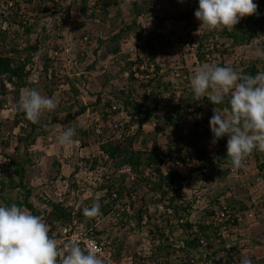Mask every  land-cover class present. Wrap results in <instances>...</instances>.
Segmentation results:
<instances>
[{"label":"clouds","instance_id":"1","mask_svg":"<svg viewBox=\"0 0 264 264\" xmlns=\"http://www.w3.org/2000/svg\"><path fill=\"white\" fill-rule=\"evenodd\" d=\"M40 2L47 3L48 0H39ZM53 1V0H51ZM50 1V3H51ZM104 1V0H103ZM182 2L184 0H175ZM115 2V0H113ZM133 0H126V3L131 4ZM168 3V0H160V3L156 5V7L153 8L152 13L149 12V21L144 24V13H138V19H137V27L136 31L138 34L130 33L128 36H124L120 41V54L126 53L128 56H130V60L128 63L131 64L132 68L135 70V68L139 65L142 58L140 57L141 50L144 48H148L150 50L151 57L153 59L158 58L154 51L157 53H162L165 48L168 50L170 48H174L172 44H170V40L166 41L167 36H173L176 38V40L180 41H189L197 40L200 45L198 51L195 53V56L199 54L200 51H202L203 43L205 41H202L201 38H204V34L199 35L200 31L203 29L208 32L213 31H224L227 29L228 31H232L235 29V26L240 22V20L246 16L251 15H258L257 9L258 4L254 3L253 0H198V8L194 12L195 18L200 21L199 28L196 30V34L191 36L190 39H187L188 36H179L180 38H177L174 36L170 30L169 34H165L166 30L165 28L161 27L162 19L163 17L159 18V15H166L164 12L163 4ZM2 3V1H1ZM53 3V2H52ZM51 3V4H52ZM106 4V2H104ZM14 4V0H7V6H12ZM50 4V5H51ZM102 4L101 0H89L88 5L92 6L93 8H98ZM53 5V4H52ZM4 12L3 17H7L8 13L5 12V9L2 10V13ZM153 13L155 15H153ZM33 16V15H32ZM35 17V16H33ZM157 17L159 18L158 21L159 24H154L153 19ZM31 23L34 21L33 18L28 19ZM150 25V26H148ZM60 26V25H59ZM153 27V30H156L154 33L157 35L154 39V43L156 45V49H153L149 43L151 33H149L147 36H145L148 31H150ZM61 28V26H60ZM5 33L10 32V27L8 25V20H4V23L1 24V28ZM188 32V31H186ZM185 32V33H186ZM194 32V31H193ZM190 35V34H189ZM206 37V32H205ZM202 38V39H203ZM264 36L258 37L255 39H252L251 44L256 43L259 40H263ZM201 40V41H200ZM231 40V39H230ZM230 40L220 37L217 35V38L211 40L209 42L208 46L206 47L205 52V60L207 59V56L212 57V61L214 60L215 53L217 49H213V44H218V41L221 44H224V49H226V44L230 43ZM124 42H129L128 47L126 48L124 46ZM123 43V46H122ZM134 45L137 46V49L135 52L131 53L130 48L134 47ZM241 47L237 46L235 48ZM176 48V47H175ZM235 48L233 53H235ZM182 51L183 48H178ZM170 51V50H169ZM169 51L167 53H169ZM135 53V54H134ZM165 53V52H164ZM166 53V54H167ZM36 54V53H35ZM35 54H33L32 59L29 63H27V70L30 71V74L24 83H19L17 78H13V80H4V88H2L3 92H1L0 89V97H3L4 91L8 90L12 93L11 96L14 95V92H18L19 99L17 101V111H19V120H18V127L20 129L28 128L29 122L35 124L39 123L41 115L44 112H51L54 111L57 107V103L54 98L48 97L45 95H42L40 91H38L35 87L29 88V79L32 80H38L42 79L41 75L44 73L42 67V71L38 75L37 79H33L32 76L36 77V63L38 60L35 59ZM186 52L184 51V55ZM189 55H192L194 53H191L188 51ZM184 55L180 57L179 59L182 60V63L186 65L185 57ZM188 55V56H189ZM254 55L257 59L264 60V48L257 47L255 49ZM187 56V58H188ZM110 57H116L118 59L119 56H115V54H110ZM171 57V56H169ZM168 57V58H169ZM16 62H18L20 59L24 60L26 57H18L16 59V56H14ZM167 58V59H168ZM41 60V57H39ZM176 60H179L175 58ZM198 60V58H197ZM200 64V60H198ZM197 62V65H199ZM228 64V63H227ZM225 63L224 66H220L215 63H209L205 62L201 64L192 74L190 72V88L193 93V98L195 100H199L202 97H207L208 101L211 102L214 106L215 105H222L224 104L225 100H227L228 107L223 109V111H218L216 107L213 108V115L209 120V125L206 127H209L212 133V140L211 143L215 145L221 138L227 137V143H226V159L229 161L228 166H226L227 175L235 176L236 178H239V180L242 181V184L244 186H247L249 188L250 199L246 200L247 203L250 204V201L254 194H259L261 189H264V172H259L256 174L249 173L248 170L253 168L252 160L257 153L258 155L260 153H264V71H259L255 75L251 74H245L242 72L236 71L231 65H227ZM52 63L50 64L48 70L49 75L52 76V72L50 71L52 68ZM159 67V66H158ZM160 68V67H159ZM190 69V62L188 59L187 67L185 66L182 71L187 74L188 70ZM56 70V69H55ZM58 71V70H56ZM71 74H68L70 77H73L77 75L80 77L83 71L73 72V69L70 70ZM125 76L129 77V70L128 75L125 73ZM158 76H160L158 74ZM156 76V77H158ZM140 78L138 77V80ZM31 80V81H32ZM80 80V79H79ZM172 84H175V80L169 79ZM178 80V79H177ZM37 82V81H36ZM135 82L139 83L140 89L143 90L142 93H147L149 95L152 94V87L144 88L141 86V82H146L142 79L139 81H130V83L135 84ZM168 82V83H171ZM18 84V85H17ZM1 85V84H0ZM138 85V84H136ZM69 86L68 84L61 85L60 90L64 89V87ZM87 88L89 87V83L87 82ZM103 85L100 83L99 88H97L98 95L103 96L102 102L100 103V109L92 108L91 105H89L87 102H84V105L87 106V110L82 115L78 116L75 120V122L71 124H80L81 126H85L86 128H89L90 126L94 125L96 126L95 133L90 136H95L96 139H98L100 143V148L105 140L102 136L99 138V134L102 133L101 127H109V116H114L118 118L121 122H123L124 128H127L128 132V138L135 137L140 129L142 130V134H146L148 131H146V127L148 124H153V122L148 123H130V114L128 112V108L125 106V104L121 101H119L116 98V95L114 94H120V92H115L112 87L106 86L104 93L103 92ZM139 89V92H140ZM56 91V90H55ZM83 90V94H84ZM89 91V90H88ZM141 94V93H139ZM8 96V95H7ZM5 96V99L7 100V103H9L10 99ZM96 96V97H97ZM80 97V96H79ZM82 97V96H81ZM97 99V98H96ZM109 101V104L106 106V101ZM159 99V105L163 103L166 100V97L158 96ZM143 100V99H142ZM5 106V107H4ZM114 106H116V109H114ZM0 104V109H1ZM3 109L6 108V104H3ZM160 109L156 111L155 114L161 115L159 112ZM77 111V110H76ZM74 111V112H76ZM73 112V113H74ZM102 112L106 113V118H104V114ZM167 112V111H165ZM87 115L88 119L83 122L82 116ZM202 113L196 115V118L202 119L201 117ZM187 118V117H185ZM79 119H81L82 123H80ZM156 124V123H155ZM52 130L47 135V141L52 143H58L59 145L65 147V148H71L72 145L75 143H80L82 149L89 146V143L87 141V144L84 145L82 140L75 139L74 136L77 134L76 129L70 127V125L63 126L59 128V131H54V127L56 125H51ZM60 126V125H59ZM62 126V125H61ZM204 126H200L202 128ZM65 128V129H64ZM157 128V127H156ZM155 128V129H156ZM197 132L200 133V130L197 129ZM119 133V132H118ZM116 133L115 135L120 138V135ZM112 134V133H111ZM139 136V137H140ZM44 135H40L37 138V144L38 141L44 138ZM144 146L140 147V149H143ZM192 148L195 153H197V149L200 148ZM207 150V148H206ZM216 148L214 149H208L206 151V158L203 160L201 159V164L203 168L207 164V161L209 162H217L218 156L216 153ZM185 152H188V149L184 150ZM209 152H214L216 155L213 160L209 159L207 157V154ZM103 155V159H105V165L102 164V158L100 159V164L93 166L92 165V156L88 155L86 157L78 158V161L76 162V168L74 171L67 177L65 176H58L56 178H49L47 181L50 184V188L55 187L54 183L62 182V188L55 189V195H59L61 198L59 199H53L54 202H60L63 203L64 206L67 207H74L75 210H78L80 208V205L83 201L90 199L94 194L93 187L97 186L98 182L105 179L109 180L110 174L108 175V167L106 166V162L108 160L107 154H104V152L101 150L99 153ZM253 155V158L249 160V163H247V173L242 178L233 174L232 170H239L242 169L245 166V162L248 159L249 156ZM176 162V161H175ZM199 165V166H200ZM65 166V161L62 160L61 167L63 168ZM98 166L103 167V174L99 177V174L96 172V168ZM199 166L197 165L196 168L191 169L190 171H182L179 172L183 177L185 176L186 179H177L176 185L179 189V192L177 193L178 198L174 201L179 208L181 209L182 213L189 215V217H186L181 220L182 221H189L192 224V227L189 230V233H198V224H204L209 226V239L206 241V238H202L201 233L198 235L201 238L200 245L207 244L209 247L210 253L212 252V244L213 242L217 243V246L222 248V258L225 260V263L227 264H264V241L261 243V253H255V252H249L245 251L246 245L250 244L251 241L248 239V235L241 234L242 238H240L239 230L237 227L241 229H245L247 227H250V225L254 222L261 221L264 222V213L259 212L257 215L256 220L249 221L245 220L244 222L237 221L236 225L228 226L226 220L221 223H215V219L217 217L218 211L220 210V203L224 199L226 203L228 202V199L231 197L237 198V196L234 194L232 190H228L227 193L221 195L219 202L212 205L211 203H208L207 206H205V211L202 217L197 220L196 222H193L191 219V210L190 207L185 205L184 200V194L186 190V181H188V178L190 175H196L200 171H196ZM251 166V167H250ZM258 167V166H257ZM259 168V167H258ZM129 169H131L132 172L136 173L135 179H131V174L129 173ZM122 174H125L127 176V185L131 187L132 185H136L141 188H145L146 190L151 191L154 194V187L158 186L159 183L162 182V179L164 177L161 176H167L168 174H159V176L155 180H151L147 178L148 180L145 182L140 178L139 174L132 170L130 167H125L119 172H117V177L121 176ZM250 175H254V177H249ZM100 178V179H99ZM250 178V179H247ZM260 178L262 179L263 183L260 186H257L260 181ZM104 179V180H105ZM252 180L254 181L253 184H251ZM259 180V181H258ZM2 178L0 175V192L2 191ZM148 183V184H147ZM131 185V186H130ZM53 186V187H52ZM85 188L84 191H79L81 188ZM56 188V187H55ZM234 188V187H231ZM166 190L169 191L166 199L164 197V202L160 204V207L162 206L164 208V212L167 214L168 218L174 216L173 209L172 208H166L165 206L169 204V201L175 197L174 189L166 188ZM92 191V194L89 195V192ZM66 193H71L73 196H81V202L77 204L75 207V204H67L65 203V195ZM137 193L138 192H130L124 194L121 198L127 197L129 199V206L127 207L128 203H124L125 201H117L114 208L109 211L106 215L102 213L100 207L99 200H95L91 207H84L83 208V216L86 220H92L96 218L98 215L103 217V220L99 226V232H105L106 237L108 238L104 241L106 244V247L109 251H111L112 254V260L114 264H120L117 261H115L114 252L112 249L109 248V245H112V238H110L109 234L113 237V235H119L116 234V232H112L108 227H103L102 224L104 221H107L106 217H108L113 212H116L117 216H121L123 218L124 214L126 215L127 222H122L119 226V228H124L125 230L135 231L136 233L127 236L128 238H134L138 233L139 227L138 223L144 228V226L147 225L149 221V216L141 214L142 218H139V221L134 217L135 215H138L137 212L140 213L141 210H137L135 208V203L137 201ZM62 194V195H60ZM32 195V194H31ZM99 195V194H98ZM47 202L43 203V205H46L49 200L45 198ZM30 201V200H29ZM31 202V201H30ZM107 201H104L106 203ZM33 203V202H32ZM42 203H39L41 205ZM42 205V206H43ZM228 205V204H227ZM41 206V207H42ZM211 207L214 213H209L208 207ZM40 207V210L42 213L40 216L34 215L28 211L25 206L20 207L17 204L13 203L10 206L8 205H0V264H108L106 262V258L100 254L99 249L97 246L94 245L93 242L85 241L82 242L76 239L69 240L65 242L64 246L62 244H57V238L59 234L58 226L59 225H65L61 224L57 221H49L47 220V217L45 216L46 209ZM210 209V208H209ZM51 210V209H50ZM49 210V211H50ZM136 212V214L134 213ZM186 212V213H185ZM245 211L240 210L236 213H244ZM140 215V214H139ZM130 217V218H128ZM133 217V218H132ZM78 218L77 215H73V218ZM138 221V223L135 221V219ZM145 218H147V222H144ZM80 219V218H78ZM71 220V222H72ZM81 220V219H80ZM121 221V219H120ZM144 223V224H142ZM114 224H118V222H114ZM125 224H130V228L128 226L126 227ZM88 225L90 223L88 222ZM263 223L260 225L262 226ZM227 226V230H223V227ZM124 231V230H123ZM121 231L122 235L126 237V233ZM182 232V230H180ZM95 233V232H94ZM103 236V235H102ZM197 236V235H196ZM134 241V240H133ZM58 246H62V251L59 249ZM202 247V246H201ZM201 250V248H200ZM261 254V255H260ZM198 255V254H197ZM231 256L233 258V261H229L227 259V256ZM255 256L254 258H252ZM203 257H206L205 255ZM132 258V256H131ZM199 260V258H198ZM204 261L200 260L198 264H202ZM138 264V263H137Z\"/></svg>","mask_w":264,"mask_h":264},{"label":"rangeland","instance_id":"2","mask_svg":"<svg viewBox=\"0 0 264 264\" xmlns=\"http://www.w3.org/2000/svg\"><path fill=\"white\" fill-rule=\"evenodd\" d=\"M48 0L47 3L41 2L42 6L38 7L37 3L39 0L34 1V3H27L25 0H14V4L10 10L6 9L7 6V0H5V3H1L0 8L2 10L5 9L6 13L15 15V17H18V20H21L22 17H26V19L33 18L34 21H32V24H35V33L32 31L31 34L26 33V28H24V25H21L19 21L16 23H10L8 21V25L10 27V32H7L6 34L2 33L0 35V40L4 37L6 38L5 42L3 40V49L6 51H9L10 48H16L17 52H14L13 50L10 51L11 53H14V56H16V59L18 57H27L29 55V52L26 51V47L31 44V42H34L37 36L39 35L40 31H42L44 24L47 25V28L50 27L52 28V32H55L56 35L59 34H66L69 38L66 40L69 41L73 38L76 37H82L83 34L89 33L92 40V43L90 44L91 50H96L98 48L97 41H95L96 34H97V25L96 23H99L96 18H89V16H85L81 13V8L85 7L86 12L89 14L91 9L93 8L92 6L88 5L89 0L87 1V4L84 5L85 0ZM151 3L148 4L150 6H153L155 3L154 0H150ZM154 1V2H153ZM1 2V0H0ZM105 3H102L100 7L96 8V11L99 13L100 16H107V25H104L107 30V34L113 29V31H118L119 28L132 21L135 17V14L138 13H143L142 9L145 8V3L144 0H133L131 4L126 3V0H104ZM140 2V3H139ZM254 3L258 4V15L262 14L264 12V1L261 2V0H253ZM168 3L163 4V8L165 9L164 12L166 15H159L160 17H163L162 23L160 24L161 27L165 28L166 32L165 34H169L170 30L174 36L177 38H180L179 36H183L186 31H191L190 35H188L187 39H190L191 36L196 34V30L199 28L200 21H198L195 16L192 17V21L190 20H185L181 19L179 17L180 13L185 11L186 9H191V0H184L182 2H177L175 0H168ZM51 4V5H50ZM156 7V5H155ZM90 10H88V9ZM95 10V9H94ZM93 10V11H94ZM152 13V11H151ZM8 14V15H9ZM120 14V15H119ZM35 17H33V16ZM119 15V16H118ZM153 15H155L153 13ZM21 17V18H20ZM115 18H117L116 21ZM159 18L155 17L153 19V23L159 24L158 21ZM111 19H113V24H111ZM95 20V21H94ZM100 20V18H99ZM149 21V15L148 13H144V24H146ZM190 21L191 25H187V23ZM100 26L102 25L103 20L101 19L100 21ZM161 22V21H160ZM150 24V21L149 23ZM61 28H60V26ZM147 25V24H146ZM103 26V25H102ZM150 26V25H148ZM195 27V29L193 28ZM48 28V29H50ZM62 33H60V32ZM156 30H153V27L148 33L145 35L147 36L151 32H155ZM194 31V32H193ZM205 32H206V37H205ZM204 34V38L201 40L205 41L203 43V48L202 51L199 52L197 57L195 54L189 55L188 59L190 62V69L187 68L188 70L187 79L179 78L178 80H175V84H172V82L169 80L171 79L170 75L166 74L165 76H162V81L161 80H156L152 84V101L151 103L153 104V99L158 98V96H163L161 90L167 89L165 85L169 84L168 82H171V85H168V88H174L175 92V98L178 100L180 96L183 94V96H188L193 94L190 88V72L191 76L194 73V71L203 63L208 62V60H205V52H206V47L208 46L209 42L211 40L217 38V33L219 31H213V32H208L203 29L200 31L199 35ZM104 34V33H103ZM130 34V33H129ZM128 34V35H129ZM127 35V36H128ZM105 36V35H104ZM126 37V36H125ZM50 38H52L50 36ZM200 40V41H201ZM221 41H218V44H220ZM96 43V44H95ZM129 42H124V46L127 48ZM75 45H77L75 43ZM83 46L82 44H80ZM123 46V43H122ZM224 44L220 45V48L216 50L215 57L213 61H210L209 63H215V64H223L225 63L227 65H231L236 71L242 72L246 66H248L251 62L253 61H261L262 59H257L254 55L255 49L257 47H262L260 44V40L257 41L256 43H253L251 45H241V47H238L235 50V53H229L226 52L224 49ZM169 53H157L154 51L155 55L159 58L161 62H164L167 60L169 56L171 58H177L179 59L184 55V51L181 49H178V47H172L169 49ZM109 52L106 53V48L103 46L98 52V55L102 57L99 58H94V55L89 54L90 58L84 59L83 62L80 64V70H83L84 73L79 77L81 80L80 82L83 81H89V87L85 85L84 87L82 85L79 86L80 92L79 96L76 97L75 94H73L71 87L66 86L64 89L60 90L56 89L54 91L53 95L50 97L54 98L58 109V117H64L65 114H67V107L68 110L71 108V112H74L78 110L79 106L81 103L84 104V102H87L89 105L91 103H97L96 102V97L98 94L97 88H99V84L101 83V79H103V92L104 93L105 87L106 86H112L110 83L112 79H117V83L119 84L120 87H122V82L125 81L127 78L125 76V73L128 75V67L126 62L131 61L125 52L122 53L118 59L116 57H110ZM41 57L40 53L35 54V59L38 60V62L35 64L36 65V77L32 76L33 79H37L38 75L42 71L43 67V62L39 59ZM104 57V58H103ZM197 58L200 60V64L197 65ZM97 62H93V61ZM94 63V69L90 70L89 65ZM78 70V69H77ZM109 77L108 82H104V79ZM32 79H29V82ZM37 82H40L38 80H35ZM130 81V80H128ZM125 81V82H128ZM29 84V83H28ZM135 84H138L135 82ZM30 87V86H29ZM41 87V86H40ZM1 92L2 86L0 85ZM43 87L39 89L40 93L43 91ZM84 91V94L82 93ZM89 90V91H88ZM119 90V88H118ZM143 90L140 89V100L143 99ZM166 92V91H164ZM159 94V95H158ZM8 95V96H7ZM12 93L9 92L8 90L4 91L3 97H0V104H1V109H0V140L3 142H0V167L2 168L3 174L1 176L3 177L4 182H8L9 180L13 179L15 182H18L19 178L15 174V168L16 165L12 164L11 161H18L22 163V166L26 169L25 172V178H24V185H28L29 187L33 188L32 195L29 197V200L33 202L34 205H39V203H42L45 198H47L49 201H53V199H59L61 198L59 195H55V189L57 188H62L63 183H54L53 188H50V184L48 183V179L52 176L53 178H56L60 175L62 176H69L74 169L76 168V162L78 161V158H83L86 156H97L101 155L99 154L101 152L100 148V143L98 139L95 138V136H88L85 137L83 136L82 139L85 140L84 138H87V141L89 143V146L82 149L80 143H75L72 145L71 148H65L58 143H52L47 141V135L50 133L52 130V126H49V130L45 132V137L41 140L38 141V144H29L30 141H23L21 140L22 136H26V132L28 131V128H23L20 129L18 127V120H19V111H17L16 105L17 101L19 99L18 92L15 91L14 95L11 96ZM116 94H114L115 96ZM5 96L10 99L9 103H7V100L5 99ZM82 96V97H81ZM102 97L100 96L101 100L99 103L102 102ZM117 98V96H116ZM179 101V100H178ZM177 101V102H178ZM3 104H6V108L4 111L2 109ZM202 110H205L206 112L209 111L213 114V108L216 107L218 111H223V109L226 108L227 104L224 102L222 105H213L211 102L208 101V99L203 101L202 103ZM228 107V106H227ZM159 112L161 113L160 116L156 117L154 120L153 124H148L146 127L147 133H152L151 135H154L157 144L161 146L162 149L167 150L168 145L172 142L173 138H176V133L174 130V126L168 125L167 124V118L164 117L165 114L168 111V103L167 99L161 103V105L158 107ZM195 112V113H193ZM190 115L187 116V118L182 119V122L184 123V132H191L192 130L195 129V121H196V115L197 113L196 109L191 107L189 109ZM48 112H44L41 115L39 124L44 125L48 122L47 119ZM83 122H85L88 117L87 115L82 116ZM80 123H82L81 119H79ZM156 123V124H155ZM63 126L56 125L54 127V131H59V128ZM160 130H158L157 128ZM156 128V129H155ZM200 130L201 135V141L198 146V148H207L208 149H214L219 147L221 152L224 154L226 153V143H227V137L221 138L224 143L220 142L222 141L221 139L213 145L211 143L212 140V133L209 127H204L198 128ZM197 130V129H196ZM47 133V134H46ZM146 133V134H147ZM197 133V132H196ZM144 135H141L138 139V141L135 143L134 147L135 149H139L140 147L143 146L141 142V138ZM82 140V141H83ZM5 142H9L6 144ZM208 145H206V143ZM176 143V144H175ZM178 143V137L176 138V141L171 143L172 146H177ZM152 147L153 144L150 143L149 147ZM150 147V148H151ZM198 150V149H197ZM253 154H256L254 156L255 159L252 160V164L255 167L257 165L259 167V164L264 162V153H260L259 155L253 152ZM62 160L65 161V166L62 168L61 167V162ZM207 164L203 168V170L197 173V176L190 175L188 178V181H186V190L184 191L185 194L184 200H185V205L190 207L191 210V219L193 222H196L199 220L205 210V206L208 205V203H211L213 199L217 198V196L222 192L225 191L226 189L232 190L234 194L237 196V198L243 200H248L251 192L249 191V188L247 186H244L242 184V181L239 180V178H236L235 176L227 175L226 172V166L228 164H225V162H220L219 158L218 161L215 162H209L206 159ZM54 163H59L60 166L55 167ZM251 167V166H250ZM250 173V170L248 171ZM249 177H254V175H250ZM250 179V178H247ZM251 184H253L251 182ZM234 187V188H231ZM227 190V191H228ZM25 188L24 187H18V188H13V187H5L1 192H0V205H8L10 206L13 203H16L17 200H24L25 196ZM134 192V191H133ZM135 193V192H134ZM65 195V203L67 204H75V207L79 202H81V196H73L71 193H66ZM92 194V191L89 192V195ZM137 201L135 203V208L137 210L141 209L140 205L143 202H146L148 206V212L149 214H152L155 216V218H159L164 216V208L161 206L159 207L157 204H154L152 201L155 198V195L149 191L146 190L145 188H141L138 190L137 193ZM44 198V199H43ZM45 202L46 199H45ZM162 201H160L159 204H161ZM212 204V203H211ZM158 206V207H157ZM41 208L44 210L46 209V212L44 213L45 216L47 217V214L49 210L51 209V206L47 203L46 205H43ZM142 210V209H141ZM30 212L29 210H25ZM136 214V212H134ZM138 221L140 216L135 215L134 216ZM107 221H104L102 226L108 227L112 232H116V234L119 235H113L112 240V245H109V248L113 250L114 253L117 254L115 255V261H117L120 264H137L139 257L136 255V251L138 250V243H137V238L138 235L135 236L134 238H128L127 236H131L135 234V231L130 230H125L124 228H119L121 222V216H117L116 212H113L110 214L108 217H106ZM130 218V217H128ZM134 218V219H135ZM135 219V221L138 223V221ZM264 221V220H263ZM114 222H118V224H114ZM124 222H127L124 220ZM263 226H264V222ZM144 224V223H142ZM152 224V223H150ZM150 224L147 223L146 226H144V232H149V228L152 227ZM140 223H138V226ZM153 225V224H152ZM125 226L130 228V224H125ZM124 230V231H123ZM121 231L126 233V237H124L121 233ZM134 240V241H133ZM217 248V243L213 242L212 244V249ZM140 249V248H139ZM120 250H123V254L120 255L117 252ZM261 253V252H259ZM261 255V254H260ZM122 256V257H121ZM132 256V258H131ZM219 255H216L214 259H211L210 262H215L213 264H223L222 260L219 261L217 258ZM253 256L252 258H254ZM203 264L205 262L203 261ZM207 264V262H206Z\"/></svg>","mask_w":264,"mask_h":264},{"label":"trees","instance_id":"3","mask_svg":"<svg viewBox=\"0 0 264 264\" xmlns=\"http://www.w3.org/2000/svg\"><path fill=\"white\" fill-rule=\"evenodd\" d=\"M3 3H5V0H1ZM36 0H25L27 3H34ZM102 3H104L103 0H101ZM155 3L153 6H150L148 4L151 3L150 0H144L142 4L145 5V8L142 9L143 13H149L153 10L155 5H158L160 3V0H154ZM153 1V2H154ZM264 0H261L263 2ZM140 3V2H139ZM87 4V1H84V5ZM191 9H186L185 11L181 12L179 17L181 19L190 20L192 21V17L194 16L195 10L198 8V0H191ZM1 5V2H0ZM38 7H41L42 4L39 1L37 3ZM13 6V5H12ZM12 6H8L6 9L10 10ZM88 9V8H87ZM95 9V10H94ZM89 10V9H88ZM94 10V11H93ZM81 13L85 16H89V18H96V20L99 21V23L95 24L97 25V34L95 38V41H97L98 48L96 50H91V43L93 38H91L89 33H85L82 35V37H76L69 41L66 39L69 38L66 34H59L56 35L55 32H52V28L48 29L47 25L44 24V27L42 31H40L39 35L35 39L34 42H31L26 47V51L29 52V55L24 58V60H19L16 62L14 58V53H11L10 51L17 52L16 48H10L9 51H6L3 49V40L5 42L6 38H2L0 40V84L2 88H4V80H13V78H17L19 83H24L30 74V71L27 70V63L30 62V60L33 57V54L40 53L41 55V61L43 62L44 68H43V74L41 75L42 79H39L40 82H36L35 80H32L29 83V88L35 87L38 91L41 87H43V91L41 92L42 95L50 97L53 95L54 91L56 89L61 88V85L68 84L69 87H71L72 93L76 95V97H79V86L82 85L83 87L87 85V82L89 81H83L80 82L79 77L77 75L70 77L66 72L59 74L58 71L53 69L52 76L49 75V66L52 63L50 54L51 52H54L58 49H65L66 47L70 48V57L74 58L73 62V72L83 71L80 70V64L83 62L84 59L90 58L89 54L94 55V58H101V56L98 55V52L103 46L106 48V53H112L115 54V56H120V41L124 36H127L129 33L138 34L136 31L137 27V19L138 16L135 14V17L132 21L122 25L118 31H109L107 34L106 27L104 25H107V16H100L99 13L96 11V8H92L90 13L88 14L86 12L85 7L81 8ZM9 14V13H8ZM17 14V13H16ZM15 14V15H16ZM4 12L2 13V8H0V28L1 24L4 23V20H8L10 23H16L19 21L21 25H24L26 28V33L31 34L32 31H35V24H32L26 17H22L21 20H18V17H15V15L9 14L7 17H3ZM120 15V14H119ZM118 15V16H119ZM21 18V17H20ZM100 18V20H99ZM103 20L102 25L100 26V21ZM117 18H115L114 21H116ZM190 21L187 23V25H191ZM111 24H113V19H111ZM195 29V27H193ZM60 32V31H59ZM5 33L2 29H0V35ZM35 33V32H34ZM62 33V32H60ZM104 33V34H103ZM191 33V31L186 32L184 35L188 36ZM220 37H224L228 40H230L231 48H226L225 51L229 52L230 54L233 53V49L240 45H249L252 41V39L262 37L264 36V12L260 15H251L246 16L240 20V22L235 26V29L232 31H228L225 29L224 31H219ZM105 35V36H104ZM139 35V34H138ZM50 36L52 38H50ZM157 35L154 32H151V37L148 45L152 46L153 49H156V45L154 43V39ZM75 43L77 45H75ZM82 44L83 46H81ZM96 44V43H95ZM261 48H264V39L260 40ZM232 49V50H230ZM104 58V57H103ZM93 62H97L96 60ZM127 69L129 70V77L125 81H139L138 77L136 76V70H134L130 63L126 62ZM220 66H223V64H219ZM95 64L92 63L89 65V69L93 70ZM159 69V67H158ZM259 71H264V60L259 61H253L248 66L244 68L242 73L245 74H251L255 75ZM109 77L104 79V82H108ZM156 80L162 81V76L155 77L148 82H141V86L144 88L152 87V84ZM122 82V87L119 86L117 83V79H112L110 82L112 84L113 90L117 93L120 92V94H116L117 99L125 104V106L128 108V112L130 114V123H150L155 120L156 117L159 115L155 114L158 110L159 105V99L154 98L153 104L152 101V95H149L147 93L143 94V100H140V94H139V83L138 85L128 82ZM101 83H103V79H101ZM17 84V85H18ZM168 85H171L170 83L165 85L167 89L161 90L160 93L164 95L167 99L168 103V111L165 114L164 117L167 118V124L174 126V130L176 133V138L178 137V143L177 146H172L171 143L176 141V138H173L170 145H168L167 150L162 149L161 146L157 144V141L154 137V135H151L152 133L143 134L144 136L141 138V142L143 144V149H135L134 145L138 141L140 134H142V130L140 129L139 133L135 137L128 138V132L127 128L120 127L119 133L120 138H118L115 134L118 133V128L115 129L116 132H112V129L109 127H101L102 133L99 134V138L102 136L105 140L103 141L101 145V150L104 152V154H107L108 160L106 162V166L108 167V175L110 174L109 180L103 178L100 182H98L97 186L93 187V190L95 194L88 200H85L80 205V208L78 210H75L74 207H67L64 206L63 203L60 202H54L49 201L48 204L51 206V210L47 214V220L49 221H57L61 224H69L73 218L74 212L75 215H77L78 218L83 221L87 227L88 222L86 221L85 217L83 216V208L84 207H91L92 203L95 200H99L100 202V209L103 214H107L109 211H111L115 204L118 201V198H113V192H117L119 198H121L126 193H132L138 192L140 189L139 186L136 185H127V176L125 174H122L119 176V178L116 176L117 172L119 170L130 167L132 170L137 172L142 178L143 181H147V175H151L154 172H157L161 175L158 168L159 166L164 162V157L170 156L174 161H186L187 158L190 156L188 153H186L184 150L188 149L189 147L198 148L195 146H198L201 141V135L198 134L197 130L200 126H207L210 118L212 117V113L209 111L202 110V103L207 100V97H202L199 100H195L193 98V94L188 96H183V94L180 96L178 100L175 98V90L174 88H168ZM41 86V87H40ZM119 88V90H118ZM166 91V92H164ZM159 95V94H158ZM97 103H91L92 108L100 109V95L97 96ZM178 101V102H177ZM225 103L227 104V100H225ZM109 104V101L107 99L106 106ZM212 104V103H211ZM228 106V104H227ZM226 106V107H227ZM193 107L196 109L197 113H202L200 120L199 118H196L195 121V129L191 132H184V126L182 119L190 115L189 109ZM58 109H55L54 111L48 112V122L46 124L40 125L39 123H29V129L26 132V136H22L21 140L23 141H30L29 144H36L37 138L40 135H45V132L49 130L50 125H62V126H68L76 129V135L74 136L75 139L83 140L82 137H90L91 133L94 134L96 130V126L92 125L89 128H86L85 126H81L80 124H71L75 122L76 118L83 113L86 112L87 106L83 103L80 104L78 110L76 112H71V108L68 110L67 107V114L63 117H58ZM104 114V118H106V113L102 112ZM195 113V112H193ZM64 128V129H65ZM160 130L159 128H157ZM161 131V130H160ZM197 132V133H196ZM112 133V134H111ZM47 134V133H46ZM83 144H87V138H84ZM222 140V139H221ZM0 142H3L0 140ZM224 143V141H220ZM8 144L9 142H5ZM153 144V146L150 148L149 145ZM209 142L206 143L208 145ZM176 144V143H175ZM206 148L198 149L197 155L201 159L206 158ZM217 153V156L220 160V162H225V164H229V161L226 159V153H222L220 148L218 147L217 150H215ZM103 159V155H97L93 156L91 158L92 165L96 166L100 164V159ZM12 164L16 165L15 168V174L18 176L19 180L18 182H15L13 179L9 180L8 182L3 181L1 182L2 190L5 187H24L26 192L24 196V200H17L15 204H17L20 207L25 206L28 210L31 211L32 214L40 216L42 211L40 210V207L45 203V199L42 202L41 205H34L32 202L29 201V197L31 196L33 192V188L29 187L28 185H24V178H25V172L26 169L22 166V163L18 161H11ZM102 164L105 165V159L102 160ZM55 167L60 166L59 163H54ZM201 168V169H200ZM200 169V172L203 170V166L200 165L199 168L196 170L198 171ZM259 170L260 172H264V162L259 164ZM226 172H228L226 170ZM3 174L2 168L0 167V175ZM164 177L162 179V182L159 183L158 186L154 187V195L155 198L152 200L154 204H157L160 207V201L164 202V198L166 199L169 191L166 190V188L174 189L175 197L172 198L169 201V204L166 205V208H172L174 216L168 218L167 214H165L162 217L155 218L152 214H149L148 206L146 202H143L141 207V212H137V214L141 217V214L149 216L148 224H150L152 227L149 228V232H144V228L139 225L138 230V250L136 251L137 257H139L138 263L142 264H198L200 260H207L209 257H211L209 247L207 244H203L199 246V243L202 241L201 238L198 236L201 233L202 238H206L205 240L208 241L209 239V226L204 224H198V233H189L190 228L192 227L191 222L189 221H182V219L189 217V215L182 213L179 206L174 202L178 196L177 193L179 192V189L177 188L176 182L177 179H183L185 180L186 177L182 176L179 172L176 170L170 172L167 176H161ZM52 178V176L50 177ZM105 179V180H104ZM252 183L254 181L252 180ZM118 184V185H116ZM148 184V183H147ZM229 189V188H228ZM222 191L217 198L211 200L212 205L219 202V199L221 195L227 193V190ZM99 194V195H98ZM164 197V198H162ZM250 199V197H249ZM104 201H107L104 203ZM228 206L232 208L234 213H231V216L229 220L227 221L228 226L236 225L238 219L235 217V213L242 211H247L249 209V203L246 202L245 199L241 200L239 198L231 197L228 199L227 202ZM157 206V207H158ZM210 208V209H209ZM209 213H214L211 207H208L207 210ZM186 213V212H185ZM126 215H123V218H121V223L126 219ZM133 218V217H132ZM128 220V219H126ZM182 230V232H180ZM103 235V236H102ZM197 235V236H196ZM94 236L99 238L100 240H105L108 238L106 237L105 232H99L94 233ZM110 238L113 239V237L109 234ZM253 243L256 245L258 241L256 239L253 240ZM259 244V243H258ZM254 245V246H255ZM202 246V247H201ZM59 249L62 251V246H58ZM140 248V249H139ZM201 248V250H200ZM118 254L122 255L123 250H120L117 252ZM198 254V255H197ZM117 256L116 253H114ZM206 257H203V256ZM122 257V256H121ZM199 258V260H198ZM229 261H233L234 259L231 258L229 255Z\"/></svg>","mask_w":264,"mask_h":264},{"label":"built area","instance_id":"4","mask_svg":"<svg viewBox=\"0 0 264 264\" xmlns=\"http://www.w3.org/2000/svg\"><path fill=\"white\" fill-rule=\"evenodd\" d=\"M169 40L171 41L170 44H172L174 47L183 48V50L186 52V54L184 55L186 65L182 63L181 59L176 60L175 58H171V57H169L164 62H161L159 58L153 59L151 57L150 50L148 48H144L141 50V53H140V57L142 58V60L139 63V65L135 68L137 77H139L140 79L146 82L155 78L156 76H158V74L160 76H165L166 74H168L170 75L172 80H177L179 78H183V79L188 78V75L182 71V69L185 66L187 67V62H188L187 56L189 55L188 51L195 54L199 49L200 43L197 40H192V39L186 42L185 41L179 42L178 40H176L175 37L171 35L166 37V41H169ZM226 47L231 48L230 43H227ZM212 48L219 49L220 44H216V45L213 44ZM136 49H137L136 45H134V47H131L130 48L131 53L135 52ZM236 49L237 48H235V50ZM70 51L71 49L66 47L65 49L55 50L54 52H51L50 54L52 65L54 66L56 70H58L59 74L61 75L62 73H65V72L67 74H71L70 70L73 69L72 66H73L74 58L70 57L69 55ZM168 51L169 50L165 48L163 52L167 53ZM207 59H208V62L212 61L211 56H207ZM196 61L198 62V60ZM53 66L50 70L51 72H52ZM158 66L160 67L159 69H158ZM114 109H116V106H114ZM108 121L109 123L111 122L110 126L113 128V133L116 132L115 129L118 128V126L120 127L123 126V122H121L120 120H118V118L114 116H109ZM208 125H209V122H208ZM119 128H118V132H119ZM118 134L120 135V133ZM186 153H188V155L190 156L184 162L182 161L175 162L170 156L164 157V162L158 168L159 172L163 174H169L170 172L174 170H177L179 172H182V171L188 172L191 169L196 168L197 165L199 166L201 164L200 157L195 153V151H193L192 148H188V152ZM215 156L216 155L214 154V152H209L207 154V157H209V159L211 160H213ZM252 158H253V155L248 157V159L245 162V166L242 169L233 170L231 168L232 173L241 178L245 176L247 173L246 165L247 163H249V160ZM128 171L131 174V179H135L136 173L132 172L131 169H129ZM96 172L99 174V177H100L103 174V167L98 166L96 168ZM146 175L148 176L147 178L151 180H155L159 176V173L154 172L151 175H148L146 173ZM262 183L263 181L260 178V181L259 183H257L258 184L257 186H260ZM84 190L85 188L83 187L79 191H84ZM113 198H118L119 202L125 201L124 203H128L127 207L129 206V199L127 197H125L124 199L119 198L117 192L115 191L113 192ZM259 212L264 213V189L263 190L261 189L259 194L253 195L250 201V204H249V209L247 211H245L244 213H235V217L239 220V222H244L245 220L253 221V220H256ZM231 213H234V211L232 210L230 206L227 205L226 201L223 199L220 203V210L218 211L217 217L215 219V223H218V222L221 223V222L228 220L231 216ZM102 220H103V217L101 216V213H100V215H98L96 218L92 220H86L87 222L90 223L88 227L83 221H81L78 218H74L72 222H70L67 225H63V226L59 225L58 231H57L59 233L57 235L59 236L56 240L57 244H62L64 246L65 242L69 240H73V239L81 241L82 245H83V242L85 241L93 242L94 245L97 246V248L99 249L100 254L106 258V262L108 264H114L113 260L111 259L112 258L111 251L107 249L105 242L99 241V239L96 236H94V232L96 233L99 231L100 229L99 226ZM144 222H147V218H145ZM225 229L227 230V226L223 227V230ZM138 264H142V263H138Z\"/></svg>","mask_w":264,"mask_h":264},{"label":"crops","instance_id":"5","mask_svg":"<svg viewBox=\"0 0 264 264\" xmlns=\"http://www.w3.org/2000/svg\"><path fill=\"white\" fill-rule=\"evenodd\" d=\"M250 170V173L252 174H256V173H259L260 170L259 168L257 167V165H255V167L249 169ZM248 170V171H249ZM262 223L261 221H257V222H254L250 225V227H247L245 229H241L239 227H237V229L239 230V236L240 238H242V235L241 234H245V235H248V239L251 241L250 244L246 245V248L244 249L245 251H249V252H255V253H259L261 252L260 248H261V243L264 241V226H260ZM256 239L258 241V243H256V245L253 243V240ZM255 245V246H254ZM221 250L222 248L218 247L215 248V249H212V252L210 253L211 254V257H209V259L207 260H204L205 264L207 262V264H213L215 262H210L211 259H214L216 255H219V257L217 258V260L223 262V264H226L225 263V260L222 258V253H221ZM227 259H229V256H227ZM203 264V263H202ZM228 264V263H227Z\"/></svg>","mask_w":264,"mask_h":264}]
</instances>
